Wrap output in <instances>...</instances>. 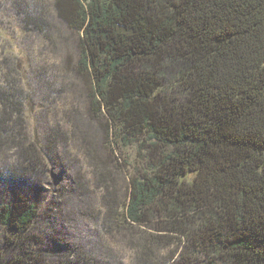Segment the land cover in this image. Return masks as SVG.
I'll return each instance as SVG.
<instances>
[{"label":"trees","instance_id":"obj_1","mask_svg":"<svg viewBox=\"0 0 264 264\" xmlns=\"http://www.w3.org/2000/svg\"><path fill=\"white\" fill-rule=\"evenodd\" d=\"M12 8L66 51L33 71L44 127L29 128L34 95L0 88V264H264V0ZM59 72L78 78L87 114L73 97L58 117L76 92ZM56 166L70 180L47 243L35 227Z\"/></svg>","mask_w":264,"mask_h":264},{"label":"rangeland","instance_id":"obj_2","mask_svg":"<svg viewBox=\"0 0 264 264\" xmlns=\"http://www.w3.org/2000/svg\"><path fill=\"white\" fill-rule=\"evenodd\" d=\"M14 1L16 0H0V88L2 86H7L8 80L11 79L15 80L18 87L25 90L26 93H31L32 95H34L33 97L35 101L33 103L29 98L31 105H28V111L30 113V116L35 115V118L33 117V120L30 119L29 124V128L31 129V131H35L36 128H41V126L44 127L46 123L43 125V122H39L40 107L44 103V97L43 94L38 92L39 87H37V85L35 86L33 83L34 79L36 78L33 71H37L38 68L44 66H47L46 68H50V66H53L54 62L62 65L63 55L66 49L61 45L51 47L43 33L35 29L32 25H28L27 23L25 24L22 21L23 19H21L15 13V9L12 8ZM59 73L61 74V76L63 75V73ZM62 78V83L63 81H65L74 85L72 87H74L76 92H74V90L72 89V91L69 92V96L66 100L63 99L59 101L56 97V99H53L52 102L55 104L57 100L59 101V104H55L56 108L50 107L49 109L54 108L55 111L59 110L60 113L58 117L62 118V110H65L64 108H66L64 101L67 104H70L74 97V104L76 105L77 103L76 107H79L80 112L83 111V115L87 114V112L85 111V100L81 97L82 93L81 87L80 85H78V78H75L72 72H67L66 76H62ZM45 103L49 104L47 101H45ZM50 112H52L50 113L51 117H54V111ZM84 119H86V117H84ZM61 120L63 121V119ZM126 153L131 156V159H133L135 157L134 154L136 153V149L134 147L129 148L128 150H126ZM70 155L72 157L71 160H73V163L79 162V167L81 168L82 175L85 176V179H89L88 182L90 188L91 185L92 188H95L92 190V195H99L102 186L91 182V180H93L92 168L89 161H87L85 157L81 155V151L78 150L76 144L72 146ZM64 160H67V158ZM55 168H57V166ZM64 169L66 171L68 170V168ZM66 171L63 172V168H61L60 166V168L57 170V175H49L44 181L45 187L47 189L50 188V194L48 200L40 203V212L42 214V217L41 221L35 227V230L36 233H38L41 238L44 239V241L47 243H49L50 240L53 239L54 229L53 227H51V221L46 216V213L49 211V208H52V197L62 196V191H67L70 176Z\"/></svg>","mask_w":264,"mask_h":264}]
</instances>
